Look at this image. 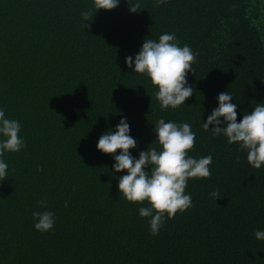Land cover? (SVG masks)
I'll use <instances>...</instances> for the list:
<instances>
[{"label":"trees","instance_id":"16d2710c","mask_svg":"<svg viewBox=\"0 0 264 264\" xmlns=\"http://www.w3.org/2000/svg\"><path fill=\"white\" fill-rule=\"evenodd\" d=\"M139 2L136 13L128 0L96 13L94 0H0V109L19 121L26 145L0 157L9 166L0 181V264H264V240L254 236L264 231V165L252 168L238 144L202 126L222 92L233 96L237 122L264 103V0ZM165 33L196 54L193 95L166 110L150 78L126 64L145 39ZM124 118L137 159L159 150L151 144L161 118L191 126L189 156L213 157L210 178L188 181L192 207L165 216L156 236L139 215L148 203L118 190L127 172L97 149ZM43 211L55 221L44 233L33 216Z\"/></svg>","mask_w":264,"mask_h":264},{"label":"clouds","instance_id":"9594fccd","mask_svg":"<svg viewBox=\"0 0 264 264\" xmlns=\"http://www.w3.org/2000/svg\"><path fill=\"white\" fill-rule=\"evenodd\" d=\"M167 0H157V6ZM120 0H94L96 13L103 10H113ZM132 13L139 12V0H128ZM91 12L82 13L84 21H90ZM90 29L91 24L83 25ZM196 54L187 45L180 47L176 37L163 34L159 41L145 39L140 51L126 57V64L134 73L146 74L154 87L156 100L162 109H177L184 105L194 92L188 84L187 75L192 71ZM218 107L213 109L203 122L205 131L211 130L213 136L223 135L229 144H238L241 151L247 153V162L254 169L264 165V103H256L254 111L245 112L242 120L237 122V104L232 103L233 96L229 92L218 95ZM223 118V119H221ZM214 127H210L213 126ZM223 125V126H222ZM21 125L17 120L5 118V111L0 109V157L5 152H19L26 147L20 137ZM157 140L147 151H141L139 158L132 156L131 151L137 147V141L130 135V125L127 119H121L115 130L102 134L97 143V149L103 154L112 155L115 172H127L119 177L118 190L121 196L130 203L145 201L149 206L141 207L139 215L149 218L150 233L159 235L164 226L165 216L173 219L177 213H183L192 207V198L185 190L191 179L210 178L211 155L193 158L188 153L195 147L196 134L188 123L177 124L165 122L163 118L155 124ZM119 150V155L117 151ZM8 164L0 159V181L8 178ZM150 168V172L146 169ZM213 199H219V192L211 194ZM120 196V197H121ZM42 208L47 207V201H39ZM67 207V203L65 204ZM37 218L34 227L39 232L51 231L55 226L54 213L50 211L33 212ZM257 240H264V231L254 232Z\"/></svg>","mask_w":264,"mask_h":264}]
</instances>
